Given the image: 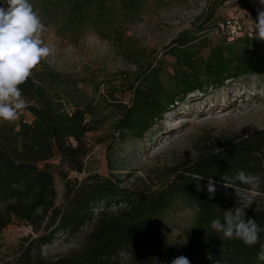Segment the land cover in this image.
I'll return each mask as SVG.
<instances>
[{
	"label": "trees",
	"instance_id": "16d2710c",
	"mask_svg": "<svg viewBox=\"0 0 264 264\" xmlns=\"http://www.w3.org/2000/svg\"><path fill=\"white\" fill-rule=\"evenodd\" d=\"M224 1L214 16L203 17L198 35L180 32L167 46L165 53L174 57L167 82L161 79L160 60L137 73L129 85V103L116 101L119 135L141 138L171 106L195 91L264 75V40L255 34L233 42L223 37L212 42L207 37L206 30L222 17ZM142 4L143 0H42L39 10L42 19L58 18L59 29L94 28L105 36L116 33L121 15L137 12ZM20 88L29 99L26 109L32 119L0 122V234L13 222H25L39 235L22 247L16 259L0 264H171L179 256L190 264H264L256 259L264 232L256 245L247 246L211 228L213 219L219 217L223 223L224 211L239 206L224 196V183L248 187L234 180L238 171L258 175V191L264 194V128L251 133L223 131L212 138L202 135L194 143L195 158L170 169L158 183L121 184L113 174L89 175L74 184L68 180L58 201L48 160L58 153L71 169L82 170L90 149L87 133L97 128L94 107L82 103L66 109L43 80L33 76ZM62 174L66 178L67 172ZM193 174L204 177L200 189ZM209 177L216 187L211 199L206 188ZM178 202L195 210L193 232L186 242L164 245L156 225ZM112 203L114 209L109 210ZM245 211L246 218L264 228V207ZM88 226L77 250L54 259L40 254V244L56 233L76 235Z\"/></svg>",
	"mask_w": 264,
	"mask_h": 264
},
{
	"label": "rangeland",
	"instance_id": "374dc122",
	"mask_svg": "<svg viewBox=\"0 0 264 264\" xmlns=\"http://www.w3.org/2000/svg\"><path fill=\"white\" fill-rule=\"evenodd\" d=\"M29 3L39 9L42 0ZM221 3L143 0L137 12L119 17L116 33L110 31L105 36L94 28L59 29L58 18H43L42 39L54 48V53L33 70V77L42 79L68 110L74 104H91L97 122V128L87 133L90 149L80 172L71 169L58 153L48 160L58 201L64 197L68 180L74 184L89 175L113 174L123 181L121 184L158 183L170 169L195 158L194 143L202 135L212 138L223 131L251 133L264 128V75L254 74L230 79L217 89L195 91L177 101L141 138L128 134L122 137L116 129L117 102L129 103V85L137 73L160 60L164 67L161 79L167 82L174 63V57L165 53L167 46L180 32L190 30L198 35L196 29L203 17L210 13L214 16ZM0 7L7 8L5 0H0ZM207 37L216 42L221 36L209 33ZM207 51L203 49L204 56ZM20 118L30 121L32 114L25 109L15 122ZM65 172L66 178L62 174ZM224 196L239 203L232 188H225ZM258 207H264L263 193L249 208ZM112 209L114 203L109 207ZM94 211L97 214L99 207ZM195 217L192 207L178 202L157 223L158 239L164 245L186 242L192 235ZM90 227L76 235L56 233L52 240L40 244V254L54 259L77 250ZM38 235L25 222L6 226L0 234V261L16 259L22 247ZM122 257L127 259V255Z\"/></svg>",
	"mask_w": 264,
	"mask_h": 264
},
{
	"label": "clouds",
	"instance_id": "9594fccd",
	"mask_svg": "<svg viewBox=\"0 0 264 264\" xmlns=\"http://www.w3.org/2000/svg\"><path fill=\"white\" fill-rule=\"evenodd\" d=\"M7 8L0 7V121L14 122L19 114L28 107L20 85L33 76V70L54 53V48L44 43L42 33L45 29L42 14L34 9L29 0H5ZM264 6V0H259ZM255 38L264 40V10L258 9L255 20ZM197 189L204 179L198 174L192 175ZM240 185L247 188L224 183L225 188H232L239 201V206L224 211L223 223L217 217L211 221V228L222 233L226 239H239L247 246H254L259 241V234L264 232L254 218H246V209L254 204V198L260 196L258 191L260 177L243 170L234 177ZM206 188L209 199L215 194V182L208 178ZM257 261L264 262V244L256 256ZM171 264H190L185 256H179Z\"/></svg>",
	"mask_w": 264,
	"mask_h": 264
},
{
	"label": "built area",
	"instance_id": "2783aa9c",
	"mask_svg": "<svg viewBox=\"0 0 264 264\" xmlns=\"http://www.w3.org/2000/svg\"><path fill=\"white\" fill-rule=\"evenodd\" d=\"M258 9L264 10L259 0H225L222 17L212 23L206 32L223 37L227 42L255 34ZM23 113V111L19 114ZM17 118V119H18Z\"/></svg>",
	"mask_w": 264,
	"mask_h": 264
}]
</instances>
